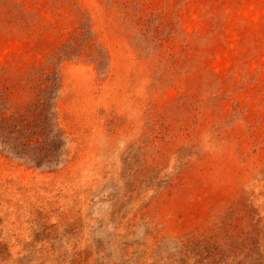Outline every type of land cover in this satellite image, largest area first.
Returning a JSON list of instances; mask_svg holds the SVG:
<instances>
[{
  "label": "rangeland",
  "instance_id": "obj_1",
  "mask_svg": "<svg viewBox=\"0 0 264 264\" xmlns=\"http://www.w3.org/2000/svg\"><path fill=\"white\" fill-rule=\"evenodd\" d=\"M0 264H264V0H0Z\"/></svg>",
  "mask_w": 264,
  "mask_h": 264
},
{
  "label": "trees",
  "instance_id": "obj_2",
  "mask_svg": "<svg viewBox=\"0 0 264 264\" xmlns=\"http://www.w3.org/2000/svg\"><path fill=\"white\" fill-rule=\"evenodd\" d=\"M33 140H30V139H26V145H29V144H31V142H32Z\"/></svg>",
  "mask_w": 264,
  "mask_h": 264
}]
</instances>
